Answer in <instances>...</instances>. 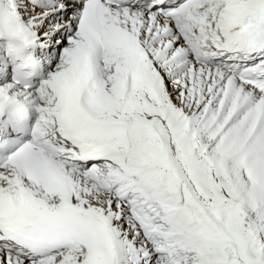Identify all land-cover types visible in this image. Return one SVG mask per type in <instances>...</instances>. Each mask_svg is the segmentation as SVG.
Instances as JSON below:
<instances>
[{
	"label": "snow or ice",
	"instance_id": "6c2138e0",
	"mask_svg": "<svg viewBox=\"0 0 264 264\" xmlns=\"http://www.w3.org/2000/svg\"><path fill=\"white\" fill-rule=\"evenodd\" d=\"M0 264H264V0H0Z\"/></svg>",
	"mask_w": 264,
	"mask_h": 264
}]
</instances>
